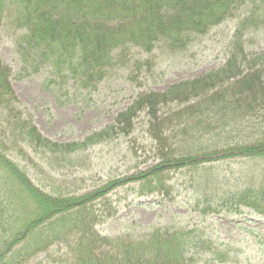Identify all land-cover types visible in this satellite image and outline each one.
<instances>
[{
  "label": "rangeland",
  "instance_id": "374dc122",
  "mask_svg": "<svg viewBox=\"0 0 264 264\" xmlns=\"http://www.w3.org/2000/svg\"><path fill=\"white\" fill-rule=\"evenodd\" d=\"M4 6L0 58L12 70L11 83L23 116L34 120L39 132L54 142L82 141L113 125L139 95L165 91L219 69L234 53L239 29L249 59L264 51L263 9L245 21L246 8H235L231 17L205 34L191 35L183 49L172 50L160 43L151 52L138 47L120 50L114 54V67L97 85L80 88L64 78L63 86H58L52 80L61 83L62 77L55 76L51 64H39L40 53L25 49L26 32L17 24L14 5L4 1ZM186 106L164 108L168 113L164 117L176 115L177 121L168 131L156 127L167 139L161 149L149 132L145 111L137 114L131 133L88 145L62 165L19 140L13 143L10 130L3 140L13 146L8 157L42 191L77 196L102 189L103 195L94 203L107 215L96 225L104 236L129 234L139 239L157 231L181 230L190 242L187 255L196 264H264V213L241 201V195L249 197L250 191H256L251 200L256 196L264 201V155L246 156L237 150L219 157L213 153L264 140V110L233 119L235 113H231L228 121L218 120V126L209 130L206 122L199 127L195 120L205 121L208 115L182 112ZM189 116V121L183 119ZM209 118L213 122L216 117ZM226 122L228 126L222 125ZM160 150L172 159L192 157L194 161L163 166L158 175H152L162 163ZM209 156L216 157L208 160ZM145 172L151 184L139 177ZM69 240L37 253L28 264L63 263L73 255V238Z\"/></svg>",
  "mask_w": 264,
  "mask_h": 264
},
{
  "label": "trees",
  "instance_id": "16d2710c",
  "mask_svg": "<svg viewBox=\"0 0 264 264\" xmlns=\"http://www.w3.org/2000/svg\"><path fill=\"white\" fill-rule=\"evenodd\" d=\"M4 1L14 5L17 24L26 32L25 49L40 53L38 63H50L55 76L62 77L61 83L52 82L63 86V79L67 78L85 89L106 77L114 67V54L120 50L138 47L151 52L160 43L172 50L183 49L191 35L205 34L231 17L235 8H246L241 5L252 7L245 9V21L255 17L260 9L264 18V0H0V31ZM240 31L235 51L222 67L173 84L165 91L139 95L117 115L113 125L76 142H54L39 132L34 120L23 116L11 83L12 70L0 58V264H28L37 253L70 238L74 242L73 255L61 264H196L187 255L190 242L181 230L174 234L157 231L139 239L129 234L115 238L100 234L96 225L107 215L102 207H95L94 201L103 195L102 189L77 196L42 191L8 157L13 146L6 144L3 136L10 130L13 143L19 140L62 165L68 162L67 157L74 159L87 150L88 145L131 133L134 120L142 111L148 116L149 132L158 149L167 139L156 127L164 126L168 131L177 121L176 115L164 117L168 114L164 108L171 109L173 104L187 105L182 112L189 115H208L205 121L200 117L195 120L199 127L206 122L209 130L218 126V120L228 121L231 113L238 116L232 114L230 119L250 117L257 110H264V51L249 59ZM210 115L216 117L213 122ZM183 119L189 121L190 116ZM222 125L228 126L227 122ZM236 150L246 156L264 155V140L213 153L219 157ZM160 152L162 163L152 175H158L163 166L194 161L192 157L172 159L168 157L170 153ZM139 177L151 184L147 172ZM255 192L250 191L249 197L242 194V204L264 213V201L256 196L251 200Z\"/></svg>",
  "mask_w": 264,
  "mask_h": 264
}]
</instances>
